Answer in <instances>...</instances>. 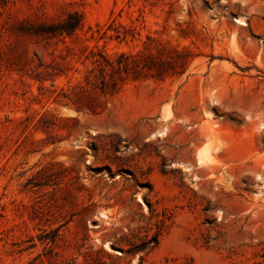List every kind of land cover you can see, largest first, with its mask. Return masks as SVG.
I'll return each instance as SVG.
<instances>
[{
	"label": "rangeland",
	"instance_id": "obj_1",
	"mask_svg": "<svg viewBox=\"0 0 264 264\" xmlns=\"http://www.w3.org/2000/svg\"><path fill=\"white\" fill-rule=\"evenodd\" d=\"M0 264H264V0H0Z\"/></svg>",
	"mask_w": 264,
	"mask_h": 264
},
{
	"label": "trees",
	"instance_id": "obj_2",
	"mask_svg": "<svg viewBox=\"0 0 264 264\" xmlns=\"http://www.w3.org/2000/svg\"><path fill=\"white\" fill-rule=\"evenodd\" d=\"M81 26L80 14L69 12L67 17L58 23H43L33 32L49 38L64 34L71 35ZM84 49H87V46ZM85 58L90 60L91 67L87 69L83 81L74 86L76 89L75 98L67 97L68 101L64 103L66 106L73 107L76 111L98 113L103 106L98 98L99 94L112 95L119 90L129 74L137 78L140 74L146 72L145 65L139 63L137 55L125 52L108 54L103 50H93L91 48Z\"/></svg>",
	"mask_w": 264,
	"mask_h": 264
}]
</instances>
